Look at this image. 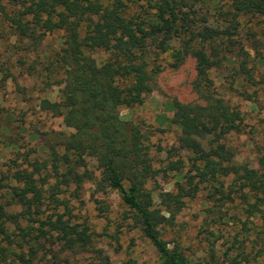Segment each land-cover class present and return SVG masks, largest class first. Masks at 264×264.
<instances>
[{
    "label": "trees",
    "instance_id": "obj_1",
    "mask_svg": "<svg viewBox=\"0 0 264 264\" xmlns=\"http://www.w3.org/2000/svg\"><path fill=\"white\" fill-rule=\"evenodd\" d=\"M12 2L0 3V18L21 43L59 34V48L48 57L46 67L53 75H64L60 99H43L40 107L62 117L71 131L61 133L50 145V164L37 163L33 171L17 170L11 177L15 184L9 189L12 199L25 206L21 213L10 214L0 205V238L11 243L10 248H2L0 242V264L9 258L16 264H40L43 239L52 246L64 244L68 250L89 245V227L72 224L64 214L40 221V208L47 200L57 209L64 202L62 195H79L86 183H92L98 192L120 193L128 209L126 220L156 248L161 264H190L181 245L171 247L164 234L176 225L188 198L202 188H218L231 175L237 177L242 191L247 190L245 199L252 193L256 199L253 207L264 220V172L236 164L235 152L226 143L229 135L244 131L245 116L218 95L210 76L221 56L216 44L233 40L242 17L264 16V0H228L225 11L212 7L215 0ZM213 12L221 19L211 21ZM100 51L108 54L101 61L93 56ZM188 54L197 59L193 89L206 105L167 103L174 113L171 123L180 130L178 146L154 153V131L123 120L121 109L144 104L164 70L162 56H170L168 64L177 68ZM18 63L22 66L23 59ZM241 68L245 81H252L251 69ZM10 74L9 67L1 65L4 81ZM89 160L96 161L95 169ZM259 164L264 171V156ZM170 174L181 180L175 191L160 192L156 204L147 186ZM224 194L219 202L233 201ZM22 222L28 225L26 230L20 227ZM38 222L41 227L32 225ZM10 224L20 227V240L13 241Z\"/></svg>",
    "mask_w": 264,
    "mask_h": 264
},
{
    "label": "rangeland",
    "instance_id": "obj_2",
    "mask_svg": "<svg viewBox=\"0 0 264 264\" xmlns=\"http://www.w3.org/2000/svg\"><path fill=\"white\" fill-rule=\"evenodd\" d=\"M9 1L13 4V0H0V3ZM229 5L228 0L212 2V7L224 11ZM219 18V14L213 12L211 21ZM232 39L216 44L221 56L210 76L218 95L237 106L245 116L244 131L226 139L228 148L235 152L234 162L263 173L259 161L264 156V16L242 17L241 26ZM59 45L58 33L36 43H21L0 18V67H9L11 73L7 81L0 76V182L3 185L0 205L10 214L21 213L25 206L12 199L9 189L15 184L11 177L17 170L30 172L37 163H49L50 145L61 133L71 131L62 117H55L40 107L43 99L52 102L60 99V82L64 75H53L46 67L48 57ZM208 52H211L209 48ZM93 56L101 61L108 54L100 51ZM19 59L24 61L22 66ZM160 61L164 70L144 104L121 109L123 120L154 131V153L178 146L180 130L171 123L174 113L167 109V103L177 100L183 104L206 105L193 89L197 77V59L193 54L186 55L177 68L168 64L172 61L170 56H162ZM243 65L251 69L252 81H245ZM89 163L95 169L96 161L89 160ZM156 167L161 165L156 163ZM188 168L189 165L185 171ZM180 180L177 174L161 176L151 181L147 189L158 204L159 193L175 191ZM243 192L247 190L242 191L234 175L222 179L218 188H202L185 201L176 225L164 234V239L171 247L180 244L190 264H264V220L253 207L256 199L252 193L245 199ZM222 193L231 195L233 201L219 202ZM61 197L64 202L57 209L49 200L45 202L40 208V221H46L48 215L64 214V219L72 224L89 227L92 242L68 250L64 249V244L52 246L43 239L44 247L38 255L40 264H161L156 248L131 220H126L128 209L118 191L98 192L92 183H86L79 195L68 192ZM32 225L42 226L41 222ZM9 227L16 241L20 240L17 236L22 233L20 227L26 230L28 225L22 222L20 227L17 224ZM0 242L2 248L11 247L7 239L0 238ZM12 259L5 264H16Z\"/></svg>",
    "mask_w": 264,
    "mask_h": 264
}]
</instances>
